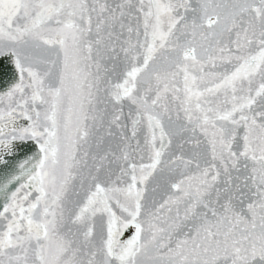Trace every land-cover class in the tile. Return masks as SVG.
<instances>
[{
	"label": "snow or ice",
	"instance_id": "1",
	"mask_svg": "<svg viewBox=\"0 0 264 264\" xmlns=\"http://www.w3.org/2000/svg\"><path fill=\"white\" fill-rule=\"evenodd\" d=\"M0 264H264V0H0Z\"/></svg>",
	"mask_w": 264,
	"mask_h": 264
}]
</instances>
